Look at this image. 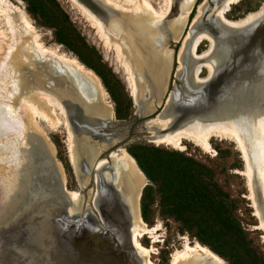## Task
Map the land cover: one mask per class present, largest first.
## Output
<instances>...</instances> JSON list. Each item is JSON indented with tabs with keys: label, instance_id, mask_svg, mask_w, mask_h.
I'll return each mask as SVG.
<instances>
[{
	"label": "rangeland",
	"instance_id": "374dc122",
	"mask_svg": "<svg viewBox=\"0 0 264 264\" xmlns=\"http://www.w3.org/2000/svg\"><path fill=\"white\" fill-rule=\"evenodd\" d=\"M179 1L79 0L78 3L76 1L74 3L73 0H0V60L6 55L10 39L15 34L18 41H20L17 43L16 50H21L27 55L25 70L18 69L16 65L8 63L7 69L10 74L0 73V106H3L4 109L0 110V140L7 139L6 135L14 134L16 136V131H19L18 135H23L21 137L23 139L24 135L31 133L29 132L31 129H38L47 141L54 164L56 162L55 165L60 170L63 197L68 200L74 192L77 193L76 198L78 199V202L68 210L63 209L60 202L50 204L49 208L46 209L48 211L47 218H45L47 221L44 219L43 222H36V227L34 226L28 231L26 239L28 240V256L31 264H140L136 259V249L130 241L126 246L127 248L122 246L125 250H121L115 255L113 251L107 253L106 250H102V245L95 251L91 247L96 243L92 238H89L92 237V234L101 233L102 229L105 228V223H108L112 229L114 227L116 234L121 229V225L118 224L117 220L115 221V216L110 214L109 211H105L107 219L103 214L101 216L104 211L98 209L95 202L99 191L102 189L100 171L111 165L113 157H115L113 153L119 155L123 152L134 160L138 168L135 171L137 173V170L140 171L138 173V176L140 175L139 214L147 226L159 224L158 229L151 236L144 234L138 238L141 246L151 248L149 260L152 264H172L175 259L176 262L184 259L188 256L183 254L186 253V245L192 246L195 241L207 247L211 253L226 264H247V257L253 258L255 264H264V232L261 228H256L260 220L259 214L256 213L255 200L261 204V199L257 189L256 199L254 198L247 177L249 175L247 162H245L244 155H241L243 152L237 147V143L229 138H220V136L213 135L209 138V150L203 149L200 145L188 139H183V146L180 149L165 143H155L151 139L159 131L160 122L156 119L163 116L168 99L176 87L179 89L186 87L189 93L187 92L185 95L193 97L194 100L201 97L202 89H194V87H190L191 84L184 83L177 72L180 66L178 55L187 31L190 29L193 20L197 18L199 6L202 3L207 6V10L201 19L203 26L201 30L206 31L210 36H216L218 40L222 39L227 44H231H229L231 59L218 73L217 80L219 81L216 80L204 87L209 99H211L219 82L222 84L236 69L249 64L251 43L253 42L250 33L263 30L264 15L262 16V14L264 13L260 15L262 18H257L256 23L252 24L251 31H239L235 34H229L230 31L223 28L225 32L222 31L224 34H220L221 31L218 30L217 25H212L211 20H208V17L213 16V10L218 1L194 0L183 26L180 30L173 31V28L170 30V27L174 26L172 18L174 20L177 18L176 14L179 8L176 2ZM96 2L102 3L105 13L96 9ZM168 2H171V4ZM263 3L264 0H239L237 3L230 5V9L224 14V18L229 21L242 19L246 14L259 11L264 5ZM148 4L153 10L160 11L159 14L154 15ZM16 7L25 11L27 18L31 21L30 23L36 28L38 42L41 47L55 51L56 54H64L67 57L76 59L84 68L98 77L107 95V102L98 99L91 104L105 103L104 105L111 109V116L104 119L105 121L98 119L94 111L88 112L89 116L94 118L89 127L84 124L80 127L75 121H71L72 129L76 134L85 132V135H89L93 132V138L90 142L94 145L98 144V147H95L87 157L85 155L84 158L77 161L76 167L73 159L70 158L72 145L66 127L60 125L58 128H52L38 115H31L30 113L29 105L32 103L37 106L40 100H46L47 105L51 104L50 100L44 96V92L58 95V90L51 82L53 77L45 78L42 72L43 66H53L55 65L53 60L58 61V59L50 55L47 56L48 58H41L34 52L31 35L25 29L21 20L18 19L19 15ZM146 9L150 11L152 17L149 16ZM165 9L167 10L166 13L164 12ZM191 11H193L192 14ZM4 14H7L10 22H13L14 28H10ZM110 16H113L112 19ZM143 17L149 25L144 23ZM66 18L68 21H66ZM147 19L150 20V23ZM136 20H138V24L143 20L140 24L141 28H145V31L147 29V32H150L148 34L151 35L147 39L149 44L156 47L157 50L162 47L163 52L166 51L165 53L170 54L164 89L161 90L160 98L156 101H154L156 93L148 88L145 89L140 83L143 81V77L138 73H141V64L136 57L137 54H135L139 51V47L147 41L143 39L148 35L140 34L139 37L134 35L135 38H133V36L129 37L131 34L129 36L127 34L129 27H135L133 24L136 23ZM160 21L164 23L160 25ZM130 22L132 25H130ZM168 22L170 23L168 24ZM125 23H128V25ZM166 23L168 27L173 26L167 28ZM67 25L72 30L69 34L66 28ZM220 26L223 27V25ZM232 27L230 26L229 30L240 29L239 26ZM126 39L129 41L133 39L134 41L131 40L130 43ZM137 41L140 45L134 43ZM209 41L203 39L200 42L196 49L197 55H204L208 52L210 49ZM130 44H132L134 52ZM140 55L139 51L137 56ZM124 65L130 67V72L128 69H124ZM145 71L144 68L142 73L145 75L150 73ZM128 75L131 79L133 78L132 81L134 80L133 83L135 82L134 84L138 88L140 99L144 100L143 98H146L147 100L148 98L152 102L151 109L140 112L143 114L135 110L131 90L128 87ZM208 75V69L203 67L202 72L199 74V80L206 79ZM250 75L247 73L243 76L242 87L239 89L242 91L240 94L243 97L242 100L247 103L246 105H248V99L251 96L254 101H258L257 99L264 96V78L259 76L254 78V74L251 75L252 77ZM62 76L64 79L62 86L69 87L74 78L64 73ZM203 82L197 81L199 84ZM51 101L53 104L55 103L54 107L59 112V105L53 98H51ZM87 104L82 99L81 110H85ZM43 109L47 110L46 108ZM78 110L74 113V117L82 121ZM6 111L10 113L8 119L5 118ZM12 122L17 123L14 126V132L11 130L10 123ZM103 122L105 123L103 124ZM98 137L102 140L106 139L105 145H99ZM25 143L29 144L30 140L26 139ZM3 149L0 150V155L4 156L5 159L0 158V201L6 204L8 194L11 195L14 192L12 183L15 178L12 175L11 168L14 170L17 166L16 162L10 165L12 162V159L8 157L10 153H5ZM18 150L20 157H26L27 159L31 157L29 150L24 151L23 148L19 147ZM33 153V165L32 163L24 164L17 171L31 172L32 181L29 188H27L29 195L34 190V178L44 171L49 173L55 184H59L56 173L48 167L49 161L47 160L49 159L45 160L43 158L41 148L36 140L33 144ZM155 157L161 162L157 167L148 162ZM136 158H142L143 166L146 164L150 176H146L139 168ZM146 162L150 165H147ZM167 165L174 166V168L190 166V171H194L195 175L187 183L183 182L182 174L175 171L169 172ZM6 176L10 178H6ZM2 179H6L4 184H7V186L9 184L12 189L9 188L10 186L7 188L6 185H3ZM12 180L14 181L12 182ZM184 187H188L189 191L192 189L193 193L191 191L185 193ZM7 189L12 190V193L10 194ZM27 202L28 198L24 196L17 203L16 209L19 210L11 214L0 209V255L3 254L4 248L10 250L8 255H11V253L17 254L15 247L21 241L24 230V227H22L24 222L22 213L31 211L29 213L32 217L31 221L34 220L32 215H35L33 210H30L34 204L31 203L25 206ZM143 206L145 217L141 213V207ZM42 211L44 210L42 209ZM203 213L207 220L205 223L204 221L201 222V214ZM80 218L83 222L81 223L83 234H85V229L89 230L88 232L91 234L85 238L83 237L86 241L82 251L75 254L74 244L68 242L65 238L60 240L55 238V249L63 254L58 256L54 254V259L50 261L42 259L43 255L49 254L51 244H48V246L46 245L47 242H44L45 246L40 244L41 231L46 232L49 240L50 232L53 230H62L70 235L77 231V223ZM5 223L9 224L5 226ZM84 224L86 228H84ZM230 229L235 230L234 235ZM117 235H115L116 238ZM103 236H106V232H103ZM181 253L182 255H180ZM139 257L143 258L141 255ZM131 258H133V262H130Z\"/></svg>",
	"mask_w": 264,
	"mask_h": 264
},
{
	"label": "bare ground",
	"instance_id": "6f19581e",
	"mask_svg": "<svg viewBox=\"0 0 264 264\" xmlns=\"http://www.w3.org/2000/svg\"><path fill=\"white\" fill-rule=\"evenodd\" d=\"M74 1H76L77 3L79 2V0H73V2ZM238 1L239 0H220V2L215 6L213 10V16L211 15L210 17L211 19L215 20V23L213 22L214 24L212 25H217L218 30L221 31L220 34H224L222 33V31L225 32L223 29L224 27L230 28V26H234V28H236V26H239V28H241L243 26H251L252 24L256 23L257 18L260 19L259 17H261V13H264L263 5L262 8L259 9V11L249 13L248 15L246 14V16L242 19L236 21L226 20L224 18V14L230 9L231 4L237 3ZM193 2L194 0H180L179 2H176L177 7L179 8V12L177 11V18L175 20L172 18V20L174 21V26L170 25L173 26H169L170 30L172 28L173 31L180 30V28L185 22V18ZM168 3L171 4V2ZM96 4L97 8H95L97 10H100V12L102 11L103 13H105V9L104 7H102V3L96 2ZM114 4L116 5V3ZM206 7L207 6L205 3H202L199 6L197 18L193 20L190 29L186 33L184 43L178 55V62L180 66L179 69H177V72L179 73L180 78L184 80V83L189 85L191 84L190 87H194V89H202L201 97L198 100H194L192 99L193 97L185 95L187 94V92L189 93L186 87L184 89H179L176 87L175 91L170 95L168 99L167 108L164 111L163 116L156 119V121L160 122V127H158V133L154 134L151 139L155 143H165L180 149H182L183 146V139H188L200 145L205 150L210 149L209 138L213 135L220 136V138H229L231 140H234L237 143V147L242 150L243 153L241 155H244L243 157L246 160L245 162H247V169L249 174L247 175V177L250 183V187L253 190L255 199L256 189L259 191L261 204H259L255 200V206L257 211L256 213L259 214L260 222L256 226V228H261L264 232V96H262V98L257 99L258 101H254V98H252V96L250 98L248 97L249 103L248 105H246L247 103L242 100L243 97L240 94L242 93V91L239 90L242 87L241 82L243 80V76L247 73L251 75L254 74V78L258 76L264 78V39H259L258 37H255V41L251 43V54L249 57V64L247 66L240 67V69H236L233 74L222 84H220L221 82H219V84L214 89L211 99H209L206 95L204 87L206 85H210L212 82L218 79V73L220 72L221 68L223 66H226L231 59V51L229 48L230 43L227 44L222 39L218 40L216 36H210L206 33V31L201 30L203 28L201 19L205 14V11L207 10ZM16 9L19 15L18 19L21 20V22L25 26V29L31 35L30 37L34 47V52L38 54L41 58H45L50 55L58 59V61L52 59L55 62V65H46L42 67L43 77H53V81L51 82L54 87L58 90V95L44 92V96L48 100H50L51 104L47 105L46 100H40V103H38L37 106L36 104L32 103L29 105L30 113L31 115H38L39 118H42L45 123L49 124V126H51L52 128H58L60 125L66 127V131L68 137L71 139L72 145V150H70L72 151V154L70 158L73 159V162L76 167L77 161L84 158L85 155L87 157L92 152V150L95 149V147H98V144L94 145L90 142L93 138V132L89 133V135H85V132H79L78 134L80 135L76 134L72 129L71 121H75V123L78 124L80 127L82 126V124H84L85 126L88 125L89 127L90 122L94 120L93 117L89 116V111H94L96 117L100 118L101 120L110 117L111 109L108 106L104 105L105 103L95 105H91L89 103L98 99H101L102 101L105 100L107 102V95L104 89L102 88L98 77L94 75L91 71L84 68L83 65L79 63L76 59L67 57L64 54H56L55 51H51L47 48L41 47L40 43L38 42V34L36 28L30 23L31 21H29V19L27 18L25 11L17 7ZM150 9L154 13V15L159 14L160 12L156 9L153 10V8L151 7ZM148 12L150 16L151 13L150 11ZM164 12L166 13L167 10L165 9ZM146 14L148 13L146 12ZM263 15L264 14H262V16ZM4 16L5 19L8 21L10 28H14V24L12 21L10 22V19L7 14H4ZM152 16L153 15H151V17ZM145 17H143V20L144 23H147L145 22ZM210 17H208V20H211ZM123 20L125 19L123 18ZM138 20H136V23L133 24L135 27H129L130 29L128 28L127 34L128 36L131 34L129 37L133 36V38H135L134 35H138V37L140 36V34L144 36L148 35L146 38L144 37V39L140 38L145 41V39L147 40L149 38V35L151 34H148L150 32H147V29L145 31V28H141L140 24H142L143 20L142 22H140V24H138ZM147 20L150 23V20ZM170 22H168V24ZM163 23H161L160 21V25ZM125 24L128 25V23ZM96 25L100 26L98 24ZM130 25H132V23ZM218 25H223V27H220ZM166 26L167 28H169L167 23ZM203 39L210 40V49L204 55H197L196 49ZM131 40L134 41L133 39H130V41ZM147 41H145V43L141 47H139V51L141 53L140 56H137L139 54V51L135 52V54H137L136 57L139 59V62L141 64V73H138L140 74V76L143 77V81L139 82L145 85V89L148 88L149 90L154 91L156 93V95H154V98L158 100L162 93L161 90L164 89L163 86L164 81L166 79L165 76L170 63V54L165 53V50V52H163V50H161L162 47L157 50L156 47H153L149 44V41ZM18 42L20 41H18L16 34L15 36L11 37L8 51L4 58L0 60V73L6 72L5 75L10 74V71H8L7 69L8 63H12L14 64V66L16 65L18 69L20 68L22 70H25V61L27 62V55L21 50V52L16 50ZM134 43L139 42L137 41ZM130 46L132 48V44H130ZM132 50L134 52L133 48ZM124 67V69L128 70L130 68H128L126 65H124ZM203 67H206L209 73L208 77L204 79L205 81L199 80V74L202 72ZM144 68L147 72H150L147 73L148 75L142 73ZM63 73L74 78V80L72 79L71 85L69 87L62 86L64 80L62 76ZM129 75L127 76V82L128 87L131 90V94L137 103L142 102L143 100H141L138 96V88L136 84H134L135 82L133 83L134 80L132 81L133 78L131 79V75ZM133 76L135 75L133 74ZM147 81H151L153 85H150L148 83L147 85ZM197 81L204 82L202 84H199L197 83ZM51 98H53L59 105V112L56 111L54 107L55 103L53 104ZM81 98L85 99V101H88L85 110H81ZM43 108H46L47 110L45 111ZM141 108L142 106L139 105V111L141 110ZM151 108L152 107H148L145 110L147 111ZM0 110H4L3 106H0ZM76 110L79 111V114L82 117V121H79V119L74 117V113L76 112ZM5 115L6 119L10 117V113L7 111L5 112ZM21 118L23 117L21 116ZM10 124L12 126L11 130L14 132V126H16L17 123L12 122ZM29 132L31 133L24 135L23 139L21 138L23 135H18L19 131H16V136L14 134L6 135V137H8L7 139L0 140V150L4 148L3 151L5 153L7 152L8 154L9 152L10 154L8 157L12 159L10 165L16 162L17 166L14 170L11 168V170L13 171L12 175L15 178V181L12 180V182L14 181L12 183L14 192H11L12 187L8 184V186H10L9 188H11V191H9L8 189L7 191L12 194H8L6 198V204L0 201V207H2L0 209H3V211L7 212L8 214L14 213V211L16 212L19 210L16 209L17 203L21 201L24 196H27L28 202L25 204V206L31 203L34 204V206L30 208V210H33V212L35 213V215H32L34 217L33 221H31L32 217L29 214L31 213V211H28V213H22V216L24 218L22 227H24V230L21 241H19L18 246L15 247L17 250V254L14 255L11 253V255H8L10 250L4 248L3 254L0 255V264H31L28 256V240L26 239L28 237V231H30L31 228L36 225V222H43V220L47 217L48 211H46V209L49 208L50 204L53 205L54 202H60L62 204V208H66L68 210L69 208H72L75 203L78 202V199L76 198L77 193L75 194L73 192L71 194V197L68 198V200L67 198L63 197L61 189L62 180L60 179L61 173H59L60 170L55 165L56 162L54 164L51 158V150L48 147L46 143L47 141L42 136L41 132L36 128L31 129V131ZM105 136L107 135L105 134ZM26 139H28V141L30 140L29 144L25 143ZM34 140L38 142V145L40 146L42 151L43 158L45 160L49 159L47 160L49 161L48 167H50V169H52L56 173L59 180V184H55L54 181L51 179L49 173L47 171H44L36 178H34V190L33 193L29 195L27 193V188H29V186L31 185V172L26 173L22 171H17L24 164L32 163L33 165ZM103 140L98 137V141L100 143L99 145H105L106 139L104 138ZM18 147L21 149L23 148L24 151L29 150L28 152L29 154H31V157L28 159L26 157H20ZM113 155L115 157H113L111 165H109L108 167H104L103 170L100 171L99 175L100 181L102 180L101 187L103 188V191H99L95 204L100 210V205L104 204V210L109 211L110 214L114 215L115 221L117 220L118 224L121 225V229L117 233L118 235L116 234L121 246L126 247L130 241L132 246H134L136 249V253L138 255H136V259L139 261V263L152 264V262L149 260V253L151 248L148 249L141 246V244L138 242V238L144 234H149V236H151L158 229L159 224L147 226L139 214L138 199L140 192V175L138 176V173H140V171L137 170L138 173L135 171V169L138 168L134 160L124 152L119 155H115V153H113ZM0 158L2 160H5L4 156L2 155H0ZM8 177L9 176H6V178ZM2 180L3 185L7 186V184H4L6 183V179ZM42 209L44 211H42ZM20 210L22 211V209ZM6 224L9 223H5V226ZM39 242L44 246V242H47V246L48 244H50V240L47 239L46 232L41 231V238ZM188 253L191 254L189 255ZM183 254L184 256H188L182 260H178L177 262L175 261V259L172 264H226L219 257L211 253L207 249V247L200 245L196 241L192 246L186 245V253ZM139 255L143 256V258H140ZM180 255H182V253Z\"/></svg>",
	"mask_w": 264,
	"mask_h": 264
},
{
	"label": "water",
	"instance_id": "95a60500",
	"mask_svg": "<svg viewBox=\"0 0 264 264\" xmlns=\"http://www.w3.org/2000/svg\"><path fill=\"white\" fill-rule=\"evenodd\" d=\"M215 20L214 19H211V24H214ZM214 22V23H213ZM220 26V25H219ZM221 27V26H220ZM253 27L252 26H247V27H244V28H240V29H231L229 30V28H225L228 29V32L229 34H235V33H238L239 31H251V28ZM226 34V33H225ZM250 36L252 37V41H255V37H258L259 39L263 38L264 39V25H263V30H257V31H252V33H250ZM148 84L150 85H153L150 82L147 81ZM146 83V84H147ZM147 84V85H148ZM83 99V98H81ZM85 101V99H83ZM88 103V101H86ZM94 101L92 102H89L90 104H93ZM137 110V109H135ZM100 119V118H98ZM105 121V120H103ZM105 122H103L104 124ZM109 156V155H108ZM103 190V188L101 189V191ZM101 206V211L103 210L104 212L101 213V216L102 214L104 215L105 219H107L106 217V212L104 210V204L100 205ZM47 218V217H46ZM45 221H47L45 219ZM81 223L82 222V219H78V229L77 231L73 232L72 234L68 235L67 232L65 233L64 231L62 230H53L52 232H50V244L51 246H49V254L48 255H43V257H41L42 259H44L45 261H50V260H53L54 258V254H57L60 255V254H63L61 251H59L58 249L56 250L55 249V238H58V240H60L61 238H65L68 242L74 244V252L75 254H79V252L82 251V249L84 248L85 246V241L86 239H84L85 237L91 235L90 232H88L89 230L85 229L84 232L85 234H83V232L81 231ZM83 227V225H82ZM105 228L102 229L101 233H97V234H92V240H94V242L96 243V245L92 246L91 248L92 249H98V247L100 245H102V250H106L107 253H111L113 251V253L115 255H117L121 250H125L124 247L121 246L119 240L115 237L116 235V232H115V228L113 227H110L108 223H105ZM84 228H86L85 224H84ZM103 232H106V236L104 237L103 236ZM84 237V238H83ZM59 242V241H58ZM69 246V245H68ZM69 248V247H68ZM46 253V252H45ZM131 261L130 262H133V258L130 259Z\"/></svg>",
	"mask_w": 264,
	"mask_h": 264
},
{
	"label": "trees",
	"instance_id": "16d2710c",
	"mask_svg": "<svg viewBox=\"0 0 264 264\" xmlns=\"http://www.w3.org/2000/svg\"><path fill=\"white\" fill-rule=\"evenodd\" d=\"M192 12L193 11H191V14H192ZM66 21H68L67 18H66ZM66 28H67L68 34L72 32L71 28L68 25L66 26ZM136 161H137V164H138L139 168L145 173V175L146 176H150V174H149V172L147 170L146 164H145V166H143L142 158L141 159L136 158ZM148 162L151 165L155 166V167H157L161 163L160 160L157 157L152 158ZM150 164L147 163V165H150ZM167 167H168L167 169H168L169 172H171V171L180 172L182 174V181L183 182H186V183L188 182V180L192 179L193 176L195 175L194 174L195 173L194 171H190V169H191L190 166H184V167H180V168L179 167L178 168H174V166L167 165ZM172 169H175V170H172ZM190 191H191V193H193V190L192 189H190ZM190 191H189V188L188 187L187 188L184 187V192L185 193H189ZM141 213H142V216L145 217V208H144V206L141 207ZM201 217H202L201 218V222L204 221V223H205L207 221L205 214L204 213L201 214ZM230 231L233 232V235H234L235 230H231L230 229ZM246 262H247V264H255V261H254L253 258L250 259V258L247 257Z\"/></svg>",
	"mask_w": 264,
	"mask_h": 264
},
{
	"label": "crops",
	"instance_id": "0c3cea01",
	"mask_svg": "<svg viewBox=\"0 0 264 264\" xmlns=\"http://www.w3.org/2000/svg\"><path fill=\"white\" fill-rule=\"evenodd\" d=\"M218 1V2H217ZM216 2H217V4L220 2V0H216ZM147 79V78H146ZM148 80V79H147ZM147 83V82H146ZM143 87L145 86V85H143V84H141ZM145 88V87H144ZM131 96H132V94H131ZM132 99H133V103H134V105H135V109H137V111L140 113L141 112V110H142V112H145L146 110V108H148V107H151L152 106V102L150 101V100H146V98H144V100L142 101V102H139V103H137L135 100H134V97L132 96ZM154 101H156V99L154 100ZM153 101V102H154ZM139 105H141L142 106V108H141V110L139 111ZM140 114H143V113H140Z\"/></svg>",
	"mask_w": 264,
	"mask_h": 264
}]
</instances>
